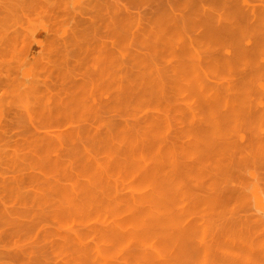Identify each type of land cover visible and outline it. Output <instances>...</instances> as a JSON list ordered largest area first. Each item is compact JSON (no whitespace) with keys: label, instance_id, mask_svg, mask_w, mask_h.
<instances>
[{"label":"bare ground","instance_id":"obj_1","mask_svg":"<svg viewBox=\"0 0 264 264\" xmlns=\"http://www.w3.org/2000/svg\"><path fill=\"white\" fill-rule=\"evenodd\" d=\"M43 1L0 26V264H264V0Z\"/></svg>","mask_w":264,"mask_h":264},{"label":"rangeland","instance_id":"obj_2","mask_svg":"<svg viewBox=\"0 0 264 264\" xmlns=\"http://www.w3.org/2000/svg\"><path fill=\"white\" fill-rule=\"evenodd\" d=\"M8 3L6 8L0 11V26L14 30L17 34L24 33L21 27L35 28L37 37L44 36V26L48 24L50 13L43 0H0V5ZM144 7V6H142ZM141 7V9H143ZM136 10V9H135ZM21 39L16 38L14 44H20ZM27 44H35V40L27 38ZM0 44H8L2 38Z\"/></svg>","mask_w":264,"mask_h":264}]
</instances>
